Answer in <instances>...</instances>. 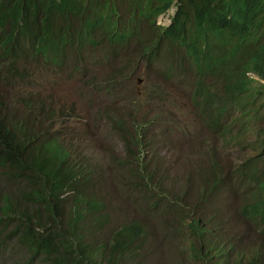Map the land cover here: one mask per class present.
Masks as SVG:
<instances>
[{
	"label": "trees",
	"instance_id": "16d2710c",
	"mask_svg": "<svg viewBox=\"0 0 264 264\" xmlns=\"http://www.w3.org/2000/svg\"><path fill=\"white\" fill-rule=\"evenodd\" d=\"M170 1L0 0V259L12 249L9 264H147L159 254L162 263L177 251L184 264H208L215 257L226 264H264L262 232L238 219L239 227L235 223L219 227L216 215L198 214L195 201L182 212L180 197L184 190L196 193V180L188 176L179 187L167 183L174 176L164 169L156 154L160 144L148 136L145 122L132 125L128 140L125 134L114 133L124 148L118 160L124 173L121 186L139 193L134 197L123 190L126 198L138 202L135 212H153L157 236L169 241L170 251L164 253L156 242L139 249L145 229L136 217L98 241L94 234L109 222L101 197L105 170L88 162L84 152L77 158V144L66 136L63 107H53L30 89L19 91L23 84L29 85L38 65L60 67L72 56L78 62L90 46L101 43V34L125 42ZM179 1L175 25L193 23L199 30L205 24L220 25L221 20L191 14L192 0ZM248 1L229 0L221 16L238 11ZM257 57L264 74V51ZM125 74L122 68L108 73L111 89ZM161 85L153 75L148 98L158 96ZM15 86L18 90L11 92ZM104 116L110 118L106 112ZM112 127L121 130L122 122ZM209 165L204 177L215 172L213 182H220L222 165L216 160ZM226 228L247 242L235 241L234 234L225 236Z\"/></svg>",
	"mask_w": 264,
	"mask_h": 264
},
{
	"label": "clouds",
	"instance_id": "9594fccd",
	"mask_svg": "<svg viewBox=\"0 0 264 264\" xmlns=\"http://www.w3.org/2000/svg\"><path fill=\"white\" fill-rule=\"evenodd\" d=\"M228 1L192 0L189 6L191 14L199 12L206 20H221L220 25L207 27L205 24L199 30L193 23L185 26L174 24L181 4L179 0H172L150 24L143 22L125 42H115L101 34V43L97 47L90 46L82 59L91 58V50L95 49L100 65L108 69V73L122 68L129 76H136L134 68L138 64L137 69L145 70L138 73L137 82L138 79L145 80L142 76L153 74L162 84L175 77L177 85L182 86L191 75L193 102L202 103L203 111L212 115V119L207 121L212 138L197 141L203 148V154L196 155V161L200 159L204 165L196 164L197 170L192 168L198 175L195 204L206 209L204 212L198 210V214L212 213L218 223L227 225L238 219L264 234V101L259 102L264 98V74L262 62L257 57L264 51V0H250L238 11L221 16L223 8L228 7ZM70 58L62 65L65 66ZM34 80L35 74H32L29 85L21 87L53 104L42 91L33 87ZM218 80L221 84L215 88ZM227 116H234L238 122L225 124L223 118ZM66 136L72 139L70 133L66 132ZM206 151L218 155L223 173L220 182H213L215 172L204 177L205 170L201 168L211 155ZM231 151L237 152L233 162L229 161ZM159 156L164 163L167 154ZM221 159L226 162H221ZM168 169L174 177L185 173V170L179 173L170 167ZM205 184L207 186L202 190ZM198 191L200 195L196 197ZM232 192L241 196L238 209L230 198ZM139 225L145 229L139 249L156 242L164 253L170 251L169 241L164 242L157 236L155 220L153 224ZM98 233L103 234V229ZM235 254L237 252L231 255L232 258ZM208 264H226V261L215 257Z\"/></svg>",
	"mask_w": 264,
	"mask_h": 264
},
{
	"label": "rangeland",
	"instance_id": "374dc122",
	"mask_svg": "<svg viewBox=\"0 0 264 264\" xmlns=\"http://www.w3.org/2000/svg\"><path fill=\"white\" fill-rule=\"evenodd\" d=\"M95 55L96 50L93 49L91 58H81L77 62L71 57L65 66L38 65L39 69L34 73L33 87L51 99L53 107H63L67 111L63 124L67 128L66 132L72 135L73 142L77 143V158L80 157L81 152H84L88 162L98 164L106 172L107 182L101 188V197L105 202V209L109 212V222L103 228V234L98 232L94 234L99 241L102 235L107 237L111 229L118 228L132 217H136L135 220L141 224H153L155 220L153 212L148 214L135 212L133 207L138 202L130 201L123 193L121 180L124 173L119 169L118 160L124 156V148L122 140L114 133L121 132L128 140V135L133 133L132 125L136 122L140 124L145 122L146 127L149 126L148 136L155 140L154 144H160L156 154H167L164 169L170 167L172 171L179 173L185 170L183 175L172 177L167 182L179 187L189 175L191 181L197 179V172L193 170L198 169L196 164L204 165L202 160L196 161V155L203 154V148L197 141H207L212 138L207 122L212 119V115L203 111L202 103L193 102L190 91L191 75L189 81L182 86L177 85L175 77L170 78L167 84L161 85L158 96L148 98L153 75L142 76L145 80L137 84L138 73L145 69H137L138 64H136L134 68L136 76L125 74L119 78L115 88L111 89L108 69L100 65L99 58ZM220 84V80L216 81L215 88ZM16 90H18L17 86L13 87L11 92ZM23 90L24 88H19L20 93ZM260 101H264V98ZM105 112L110 118L104 116ZM223 119L227 125L238 122L234 116ZM118 120L122 122L121 130L112 127L117 125ZM147 149L149 150V147ZM236 153L234 151L229 153V161L235 160ZM212 160L218 161V155L211 154L210 158L205 160L207 164L201 169L208 170ZM221 162L225 163L226 160L221 159ZM125 192L139 197L138 192L131 193L127 189ZM180 198L182 212H185L188 210V204L195 200V191L184 190ZM230 198L238 209L241 203L240 194L232 192ZM212 205L216 209V204ZM196 209L202 212L206 210L197 203ZM235 225L239 227L241 223L235 220ZM219 227L229 226L219 223ZM224 233L225 236L234 234L232 239L241 244L247 242V239H242L235 230L226 228ZM179 254L177 251H172L162 263V255L159 254L153 260L148 259L147 264H184ZM11 256L13 250L9 249L5 257L0 259V264H9Z\"/></svg>",
	"mask_w": 264,
	"mask_h": 264
},
{
	"label": "water",
	"instance_id": "95a60500",
	"mask_svg": "<svg viewBox=\"0 0 264 264\" xmlns=\"http://www.w3.org/2000/svg\"><path fill=\"white\" fill-rule=\"evenodd\" d=\"M141 81H142L141 79H138V82L137 83L139 84V83H141Z\"/></svg>",
	"mask_w": 264,
	"mask_h": 264
}]
</instances>
